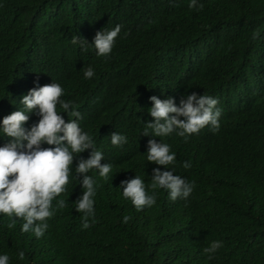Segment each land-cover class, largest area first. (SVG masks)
<instances>
[{"label":"trees","instance_id":"obj_1","mask_svg":"<svg viewBox=\"0 0 264 264\" xmlns=\"http://www.w3.org/2000/svg\"><path fill=\"white\" fill-rule=\"evenodd\" d=\"M196 2L200 10L190 0H0V120L30 89L59 83L101 163L112 165L108 181L88 173L97 192L87 229L75 211L83 191L75 167L91 149L74 158L67 191L53 201L66 207L41 238L21 232V220L9 229L0 214V255L9 264H264V0ZM116 25L106 58L71 43L77 36L91 44L97 31ZM89 66L95 75L85 79ZM193 92L218 100V131L206 126L186 141L175 132L142 134L152 122L149 97L179 106ZM37 121L29 114L25 127ZM113 132L127 143L114 147ZM150 139L170 145L169 169L146 160ZM7 141L0 133V146ZM154 168L194 189L175 202L158 189L156 204L137 211L120 183L140 176L151 194ZM212 241L222 247L209 259L203 249Z\"/></svg>","mask_w":264,"mask_h":264},{"label":"clouds","instance_id":"obj_2","mask_svg":"<svg viewBox=\"0 0 264 264\" xmlns=\"http://www.w3.org/2000/svg\"><path fill=\"white\" fill-rule=\"evenodd\" d=\"M188 7L200 10L202 5L197 7L196 0H190ZM120 31L121 25H116L111 30L97 31L91 44L77 36L72 37L71 43H79L83 50L91 47L98 57L106 58L110 56ZM257 35L254 33L253 39ZM94 75L91 66L84 70L85 79ZM64 95V89L59 83L34 87L22 96L18 110L0 120V133L8 138L0 146V214L7 217L9 229L15 226L17 220H21V232H31L38 239L49 228L48 221L56 211L66 207L64 199L57 200L55 207L53 201L67 191L73 160L77 154L91 149L88 158L78 159L75 167L76 178L83 189L82 195L74 202L75 211L83 214L82 228L87 229L90 226L89 218L95 215L97 181L88 173L96 170L104 181H108L112 173L110 163H101L104 156L95 148L93 136L79 126L81 113L72 101L62 98ZM149 100L152 106L148 113L152 122L146 124V130L142 133L145 136L166 137L175 132L186 141L206 126H210L213 132L219 130L222 110L217 107L218 100L209 95L193 92L181 98L179 106L171 97L161 100L151 96ZM29 114H35L38 121L26 128ZM110 140L114 147H122L127 143L126 136L116 132L110 135ZM44 144L52 147H42ZM175 159L169 144L155 139L148 140L146 160L149 163L169 169ZM182 166L185 169L191 167L187 161ZM194 186V182H187L171 170L161 171L159 168L152 171L151 194L140 176L120 183L122 197L131 201L137 211L156 204L158 189L167 190L169 199L175 202L177 199L186 200ZM123 219L127 223L130 217L125 216ZM220 247L222 241H212L203 252L211 259ZM24 256L23 251L18 253L19 259L23 260ZM9 260L8 254L0 255V264H9Z\"/></svg>","mask_w":264,"mask_h":264}]
</instances>
